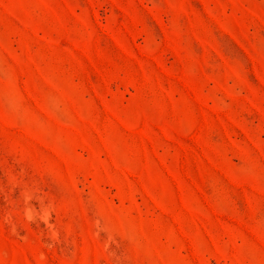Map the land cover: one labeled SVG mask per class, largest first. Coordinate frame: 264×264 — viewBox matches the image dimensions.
Wrapping results in <instances>:
<instances>
[{
  "label": "rangeland",
  "instance_id": "obj_1",
  "mask_svg": "<svg viewBox=\"0 0 264 264\" xmlns=\"http://www.w3.org/2000/svg\"><path fill=\"white\" fill-rule=\"evenodd\" d=\"M0 264H264V0H0Z\"/></svg>",
  "mask_w": 264,
  "mask_h": 264
}]
</instances>
